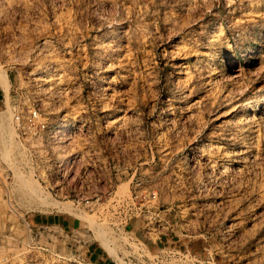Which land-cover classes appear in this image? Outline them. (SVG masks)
<instances>
[{"label": "rangeland", "instance_id": "374dc122", "mask_svg": "<svg viewBox=\"0 0 264 264\" xmlns=\"http://www.w3.org/2000/svg\"><path fill=\"white\" fill-rule=\"evenodd\" d=\"M140 248L264 264V0H0V264Z\"/></svg>", "mask_w": 264, "mask_h": 264}, {"label": "built area", "instance_id": "2783aa9c", "mask_svg": "<svg viewBox=\"0 0 264 264\" xmlns=\"http://www.w3.org/2000/svg\"><path fill=\"white\" fill-rule=\"evenodd\" d=\"M33 114L35 116L34 112ZM60 191L64 197L68 195L67 190L60 189ZM71 195L76 198H79V200L76 201V204H80L81 203L80 198H84L83 191H80L79 189L74 190ZM149 196L152 197L151 200L156 198L155 193L148 195V197ZM85 202L88 205L90 203L87 200ZM77 241L79 242V240ZM125 242H126L125 244L127 245L134 244L138 249L142 245L140 240L133 239V238H128ZM140 249H141V253L137 255H131L129 253L128 254L122 253V254L117 255L116 257L115 256L108 257L107 260L101 259V260L91 261V260L84 259L83 264H218L217 262L214 261L213 257L211 256L210 257H200L194 253H190L189 251H180V250H175V249H169V250L163 249V250L153 251L152 253H142L144 249L142 248ZM80 259L81 258L76 257L75 259H73V262L79 264Z\"/></svg>", "mask_w": 264, "mask_h": 264}, {"label": "bare ground", "instance_id": "6f19581e", "mask_svg": "<svg viewBox=\"0 0 264 264\" xmlns=\"http://www.w3.org/2000/svg\"><path fill=\"white\" fill-rule=\"evenodd\" d=\"M181 65V64H180ZM183 65V64H182ZM49 78V77H48ZM46 80V79H45ZM49 82V81H48ZM59 85V83H57ZM52 85V84H51ZM54 90V89H53ZM74 128V127H73ZM60 130V129H59ZM64 130V129H63ZM65 131V130H64ZM64 162V161H63ZM101 232V231H100Z\"/></svg>", "mask_w": 264, "mask_h": 264}]
</instances>
